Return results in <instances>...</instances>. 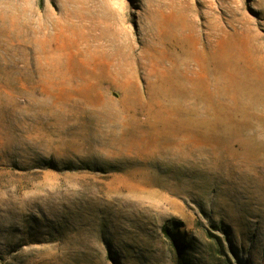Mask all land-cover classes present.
<instances>
[{
  "label": "rangeland",
  "instance_id": "obj_1",
  "mask_svg": "<svg viewBox=\"0 0 264 264\" xmlns=\"http://www.w3.org/2000/svg\"><path fill=\"white\" fill-rule=\"evenodd\" d=\"M0 264H264V0H0Z\"/></svg>",
  "mask_w": 264,
  "mask_h": 264
},
{
  "label": "trees",
  "instance_id": "obj_2",
  "mask_svg": "<svg viewBox=\"0 0 264 264\" xmlns=\"http://www.w3.org/2000/svg\"><path fill=\"white\" fill-rule=\"evenodd\" d=\"M166 232H167V230H166ZM168 234V233H167ZM169 235V234H168ZM167 235V236H168ZM172 246H174L175 248H178V247H180V245H177V243L175 242V241H172Z\"/></svg>",
  "mask_w": 264,
  "mask_h": 264
}]
</instances>
